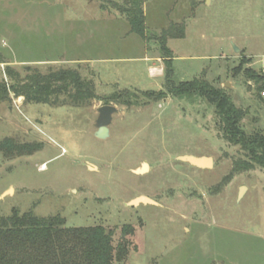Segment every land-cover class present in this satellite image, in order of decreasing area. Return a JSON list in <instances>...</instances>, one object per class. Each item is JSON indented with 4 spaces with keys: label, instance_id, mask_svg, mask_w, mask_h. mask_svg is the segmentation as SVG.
Returning a JSON list of instances; mask_svg holds the SVG:
<instances>
[{
    "label": "rangeland",
    "instance_id": "obj_1",
    "mask_svg": "<svg viewBox=\"0 0 264 264\" xmlns=\"http://www.w3.org/2000/svg\"><path fill=\"white\" fill-rule=\"evenodd\" d=\"M124 0H0V53L27 69H77L101 100L77 106L0 105V141L41 143L31 156L0 155V216L14 209L62 215L68 227L131 224L135 249L123 264H264V170L232 173L244 158L222 135L204 100L168 97L145 106L114 102L111 135L95 137L98 109L114 92L165 86L157 41L131 32L114 3ZM146 26L171 23L185 37L168 41L177 82L204 79L246 112L248 133L264 132V0H146ZM237 50L239 52H237ZM211 157L208 170L176 160ZM147 163L148 170L136 175ZM245 187L242 198L239 193ZM141 196L155 204H128ZM121 232L119 231L118 234Z\"/></svg>",
    "mask_w": 264,
    "mask_h": 264
},
{
    "label": "trees",
    "instance_id": "obj_2",
    "mask_svg": "<svg viewBox=\"0 0 264 264\" xmlns=\"http://www.w3.org/2000/svg\"><path fill=\"white\" fill-rule=\"evenodd\" d=\"M146 0H124L114 3L117 12L125 15L131 32L143 40H156L165 63V86L158 91L142 93L122 90L105 98L127 107H139L168 97H198L211 105L219 119L223 138L243 151L244 158L235 163L232 173L264 170V132L248 133L241 125L246 112L239 109L225 89L216 88L204 79L177 82L174 78V54L168 47L171 38L182 39L184 24L171 23L160 35L150 34L146 26ZM0 53V64H6ZM249 81L264 83V76L246 69ZM264 86L259 88L262 92ZM263 93V92H262ZM11 95L24 97L29 104L81 107L101 100L94 80L84 78L79 70L60 68L42 73L27 69L25 75L7 65L0 73V105L11 101ZM41 143H18L11 138L0 141V155L7 158L31 156L42 150ZM121 232L118 234V232ZM103 225L68 227L62 215L40 217L35 212L21 213L14 209L9 216H0V264H123L135 249L132 238L137 230L125 224L120 230Z\"/></svg>",
    "mask_w": 264,
    "mask_h": 264
},
{
    "label": "water",
    "instance_id": "obj_3",
    "mask_svg": "<svg viewBox=\"0 0 264 264\" xmlns=\"http://www.w3.org/2000/svg\"><path fill=\"white\" fill-rule=\"evenodd\" d=\"M237 52H239L237 50ZM119 110L116 106L112 104H105L104 106L100 107L98 109V119L95 123V129L97 130L95 133V137L99 140L106 141L111 135L110 126L113 123L114 115L119 114ZM176 160L180 162H184L189 164L190 166H194L199 169L208 170V168H212L214 165V161L211 157H197V156H180ZM148 170V165L145 163L141 169L139 170H133V173L136 175H141L145 173ZM245 190V187H242L239 195V200L242 198V193ZM141 204H155L154 201H152L150 198L146 196H141L140 198H137L133 201H131L128 205L131 207H138Z\"/></svg>",
    "mask_w": 264,
    "mask_h": 264
},
{
    "label": "built area",
    "instance_id": "obj_4",
    "mask_svg": "<svg viewBox=\"0 0 264 264\" xmlns=\"http://www.w3.org/2000/svg\"><path fill=\"white\" fill-rule=\"evenodd\" d=\"M262 96L264 97V91H263V93H262Z\"/></svg>",
    "mask_w": 264,
    "mask_h": 264
}]
</instances>
